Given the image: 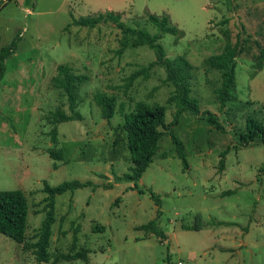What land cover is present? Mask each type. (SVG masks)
Instances as JSON below:
<instances>
[{
  "label": "rangeland",
  "instance_id": "obj_1",
  "mask_svg": "<svg viewBox=\"0 0 264 264\" xmlns=\"http://www.w3.org/2000/svg\"><path fill=\"white\" fill-rule=\"evenodd\" d=\"M104 1L115 3L114 11H130L117 23L74 24L108 8ZM253 4L0 0V49L15 46L0 81V191H19L28 204L24 240L17 243L0 234V264H264V145L242 147L235 136L246 117L264 104V69L251 77L264 47V9ZM146 12L168 14L183 31L181 38L167 34L158 43L167 59L180 56L192 65L186 85L199 114L184 112L165 132L133 189L132 182H115L132 166L123 116L138 103L157 104L169 124L176 110L169 102L175 88L166 70L155 64L154 51L126 32L155 35ZM222 31L236 49L246 37L254 42L249 57L244 52L236 58V98L224 109L216 96L221 74L204 64L223 52ZM59 66L87 77L74 108L80 120L56 122L57 113L73 114L64 91L52 81ZM96 93L115 99L111 119L101 118ZM206 112L217 116L223 131L206 121ZM170 131L182 145L186 167ZM50 150L60 151L62 160L50 157ZM70 181L91 185L55 196L49 259L40 263L32 247L46 216L43 188ZM97 227L104 231L94 232ZM78 251H85L87 263L56 259Z\"/></svg>",
  "mask_w": 264,
  "mask_h": 264
},
{
  "label": "trees",
  "instance_id": "obj_2",
  "mask_svg": "<svg viewBox=\"0 0 264 264\" xmlns=\"http://www.w3.org/2000/svg\"><path fill=\"white\" fill-rule=\"evenodd\" d=\"M123 13L118 12H98L94 16L80 18L74 21L77 26L94 28L105 20L117 23ZM147 20L152 24L157 33L151 35L148 32L139 29H126V32L136 37L138 45H147L152 49L156 56L155 64L162 66L167 73V80L174 86L175 93L169 98V102L175 105V112L172 121L167 124L165 119V110L162 106L154 104L149 106L144 103H138L134 110L123 116L121 125L122 131L126 134V144L130 154L132 166L128 173L121 177H115V182H132L133 189H137L136 182L139 181L142 174L146 171L159 149L160 142L171 127L177 126L179 118L184 112H190L193 115L199 114V107L196 100L189 98V88L186 85V80L189 79V72L193 68L192 65L183 57H177L175 60H169L165 57L164 50L158 40L163 35H172L175 37H183L184 33L176 25L171 22L168 14L160 15L145 13ZM119 28L122 25L118 24ZM222 35L226 40L223 52L219 55L211 56L204 61V64L213 68L221 74V85L216 92L217 101L220 109H224L228 104L235 101V67L236 58L244 52L250 50L245 48V44L250 41V37L244 38V45L236 49L235 45L230 42V37L227 31H222ZM238 42V41H237ZM15 51V46L12 44L0 49V81L5 72V61ZM264 64V48L259 49V56L256 59L254 73L251 77L259 72ZM54 85L62 89L67 97L69 109L73 112L71 116H66L63 113L55 114L57 123L80 120L79 113L74 112L77 105V96L79 86L87 81L84 75H75L70 72L68 67L59 66L58 76L52 79ZM94 102L100 108L101 118L109 120L115 112V99L103 93L94 95ZM257 113V114H256ZM206 121L216 130L223 131L224 127L219 122L217 116L211 112L204 113ZM173 142L176 144L177 154L181 159L184 167L187 166L186 156L183 152L181 143L169 132ZM239 144L242 147H247L254 142H260L264 145V104L260 110L251 112L244 121L243 128L235 133ZM53 143H56V130L51 138ZM50 157L62 160L60 151H49ZM226 151L220 155V165H223ZM91 185L90 182L70 181L64 182L56 187L45 185L43 192L47 194L45 197V212L46 216L40 227L38 240L33 244L34 255L38 262H48V251L51 226L54 223V205L55 196L65 192H73L77 189L86 188ZM93 188V187H92ZM142 192V191H141ZM154 195L152 194L151 197ZM159 205V202L156 201ZM28 214V204L25 196L19 191H0V234L4 235L17 243L24 240L26 231V220ZM104 227H97L94 232H103ZM195 230H199L196 229ZM161 234L162 233H158ZM75 243L72 247L74 248ZM57 260L75 261L82 260L88 262L89 258L85 251H78L73 254H60L56 257Z\"/></svg>",
  "mask_w": 264,
  "mask_h": 264
},
{
  "label": "crops",
  "instance_id": "obj_3",
  "mask_svg": "<svg viewBox=\"0 0 264 264\" xmlns=\"http://www.w3.org/2000/svg\"><path fill=\"white\" fill-rule=\"evenodd\" d=\"M256 5H254V9L256 8V7H260V8H263L264 9V0H252ZM103 4H105V5H107L108 6V8H105L104 7V10H100L99 12H105V11H111V12H118V13H123V12H126V11H130V10H126V9H124V10H120V11H114V8L113 7H115V6H111V5H116L115 3H112L111 5L110 4H106L107 2H102ZM251 41H249V42H247L246 43V45H245V48L247 49V47L248 48H250V50H248V51H246L245 53H246V57H249V56H247V54H249L250 53V51H251V47H250V45H249V43H250ZM251 43H254L253 41L251 42ZM256 45H258L259 46V44H258V42L256 43ZM264 48V47H263ZM257 57H258V55H256V58L255 59H257ZM263 69H264V64L262 65V68H261V70L260 71H263ZM259 71V72H260Z\"/></svg>",
  "mask_w": 264,
  "mask_h": 264
},
{
  "label": "built area",
  "instance_id": "obj_4",
  "mask_svg": "<svg viewBox=\"0 0 264 264\" xmlns=\"http://www.w3.org/2000/svg\"><path fill=\"white\" fill-rule=\"evenodd\" d=\"M180 264V263H179Z\"/></svg>",
  "mask_w": 264,
  "mask_h": 264
}]
</instances>
